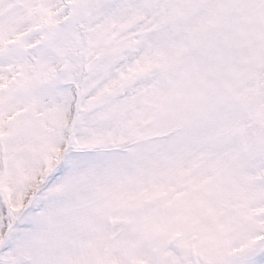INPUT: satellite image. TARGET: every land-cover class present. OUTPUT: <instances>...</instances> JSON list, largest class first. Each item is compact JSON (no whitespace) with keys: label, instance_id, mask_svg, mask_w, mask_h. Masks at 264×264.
I'll list each match as a JSON object with an SVG mask.
<instances>
[{"label":"snow or ice","instance_id":"obj_1","mask_svg":"<svg viewBox=\"0 0 264 264\" xmlns=\"http://www.w3.org/2000/svg\"><path fill=\"white\" fill-rule=\"evenodd\" d=\"M0 264H264V0H0Z\"/></svg>","mask_w":264,"mask_h":264}]
</instances>
